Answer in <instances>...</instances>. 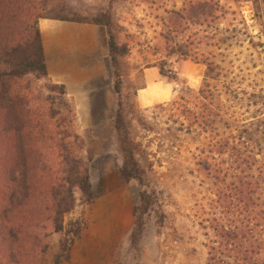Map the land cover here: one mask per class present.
I'll use <instances>...</instances> for the list:
<instances>
[{
    "label": "rangeland",
    "instance_id": "374dc122",
    "mask_svg": "<svg viewBox=\"0 0 264 264\" xmlns=\"http://www.w3.org/2000/svg\"><path fill=\"white\" fill-rule=\"evenodd\" d=\"M198 1L202 0H49L55 17L108 23L102 17L108 16L118 44L126 46L130 53L121 60L122 94L118 96L114 91L112 67L109 79L101 84L102 92L108 93L106 112L100 99L91 112L92 107L78 110L69 97L77 117L73 123L67 122L71 123L72 132L85 142L82 153L85 160L93 158L88 162L96 189L93 204L102 207L107 203L112 205V210L103 222L92 223L91 205L84 204L78 191L77 207L66 218L67 231L50 237L45 243L48 246L46 264H55L62 242L70 244L73 235H67L69 231L75 233L81 229L82 237L92 225L101 244H106L108 238L113 242L101 254L89 257L90 264L209 263L210 242L215 236L201 226L198 206L216 197L213 182L195 166L198 151L205 148L206 135L196 128L187 134L177 109L156 107L173 102L189 89L199 91L206 67L195 64L193 58L202 60L211 55L229 72L228 79L238 90V100L230 98V104L236 106L239 124L260 126L264 122V0H210L218 4L212 18L202 15L199 19L183 20L174 15L186 14L189 4ZM180 50H187L192 58L182 55ZM163 64L178 74L177 80H162L161 92L172 97L141 109L137 95L146 88V71L159 69ZM25 83H30L44 97L51 95L56 107H60L62 98L53 83L35 76L28 77ZM52 90L55 92L51 93ZM119 103L139 144L138 159L146 170L142 184L121 181L114 186L112 182L123 163L114 128ZM142 193H147L152 200V206L146 210L141 204ZM113 211L120 215H113ZM124 213H128V229L127 215L122 217ZM139 223L142 234L134 237ZM103 225L105 233L101 234Z\"/></svg>",
    "mask_w": 264,
    "mask_h": 264
},
{
    "label": "trees",
    "instance_id": "16d2710c",
    "mask_svg": "<svg viewBox=\"0 0 264 264\" xmlns=\"http://www.w3.org/2000/svg\"><path fill=\"white\" fill-rule=\"evenodd\" d=\"M216 8L218 4L213 1L202 0L191 2L188 11H183L186 14L174 15L183 20L202 15L212 18ZM53 13L49 0H0V264H46L45 243L67 231L66 218L77 207L76 193H81L85 205L95 201L88 165L93 158L85 160V142L71 130L77 113L66 87L49 78L40 20L108 29L115 93L120 96L124 87L121 60L130 52L118 44L110 29L111 19L102 16L108 23H89L55 17ZM180 52L192 58L187 50ZM193 59L206 67L201 89H189L156 108L177 109L187 134L196 128L206 135L205 148L198 151L195 166L213 182L216 197L197 205L201 226L215 236L210 242L208 264H264V122L256 128L240 125L236 106L230 104V98L238 100L239 94L228 79L229 72L211 55ZM158 68L163 77L178 79L177 72L167 64ZM30 76L55 85L62 98L60 107L51 95L44 97L25 83ZM114 128L123 156L121 181L142 184L146 170L138 159L139 144L131 134L122 103L115 114ZM140 199L145 210L152 206L147 193ZM137 213L138 209L135 216ZM159 227H163L162 221ZM141 234L139 223L134 237ZM67 235L73 238L70 244L62 242L55 264L70 263L72 247L82 230Z\"/></svg>",
    "mask_w": 264,
    "mask_h": 264
},
{
    "label": "crops",
    "instance_id": "0c3cea01",
    "mask_svg": "<svg viewBox=\"0 0 264 264\" xmlns=\"http://www.w3.org/2000/svg\"><path fill=\"white\" fill-rule=\"evenodd\" d=\"M40 30L51 81L66 87L68 96L74 100L78 110H84L87 107L91 110L92 107L91 112H93V105L100 99L103 111L106 112L109 107L108 93L106 90L102 92L101 84L107 81L111 74L107 30L93 24L47 19L41 20ZM164 79L165 77L157 68L146 71V88L137 95V102L141 109L171 99L172 95L161 92L160 88ZM112 182L114 186L121 183L120 171L118 177H114ZM93 191L96 194L94 185ZM97 204L89 208L92 223L103 222L112 210V205L106 203L99 207ZM116 214L120 215L113 211V215ZM126 215L128 229L130 228L128 213L122 214V217L125 218ZM92 226L79 241L75 242L71 252L72 264H90L89 257L101 254L103 249L105 251L106 245L113 242L108 238L106 244H101ZM104 226L100 229L101 234L105 233Z\"/></svg>",
    "mask_w": 264,
    "mask_h": 264
}]
</instances>
